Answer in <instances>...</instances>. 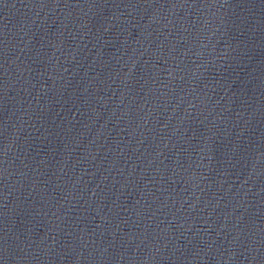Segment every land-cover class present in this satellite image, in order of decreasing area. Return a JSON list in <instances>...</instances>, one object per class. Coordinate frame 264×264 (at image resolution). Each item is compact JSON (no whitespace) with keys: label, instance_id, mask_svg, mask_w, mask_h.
Returning a JSON list of instances; mask_svg holds the SVG:
<instances>
[{"label":"water","instance_id":"water-1","mask_svg":"<svg viewBox=\"0 0 264 264\" xmlns=\"http://www.w3.org/2000/svg\"><path fill=\"white\" fill-rule=\"evenodd\" d=\"M0 264H264V0H0Z\"/></svg>","mask_w":264,"mask_h":264}]
</instances>
